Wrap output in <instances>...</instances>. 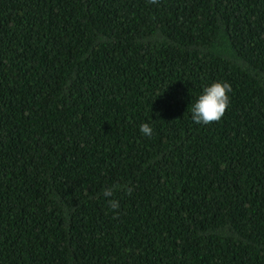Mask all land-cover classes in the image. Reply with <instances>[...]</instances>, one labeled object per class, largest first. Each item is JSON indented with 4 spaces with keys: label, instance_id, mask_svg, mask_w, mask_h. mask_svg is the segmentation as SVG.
<instances>
[{
    "label": "trees",
    "instance_id": "16d2710c",
    "mask_svg": "<svg viewBox=\"0 0 264 264\" xmlns=\"http://www.w3.org/2000/svg\"><path fill=\"white\" fill-rule=\"evenodd\" d=\"M0 264H264V0H0Z\"/></svg>",
    "mask_w": 264,
    "mask_h": 264
},
{
    "label": "clouds",
    "instance_id": "9594fccd",
    "mask_svg": "<svg viewBox=\"0 0 264 264\" xmlns=\"http://www.w3.org/2000/svg\"><path fill=\"white\" fill-rule=\"evenodd\" d=\"M151 4H158L160 0H149ZM231 87L225 82H215L202 88L201 93L196 97L190 107V119L195 125L209 126L213 122H218L225 114L230 105ZM142 137L151 138L153 127L151 122L142 123L139 126ZM121 190V186L112 185L105 187L102 191L103 197L107 200L109 209L118 213L120 203L115 198V194ZM130 193L131 189H127Z\"/></svg>",
    "mask_w": 264,
    "mask_h": 264
}]
</instances>
